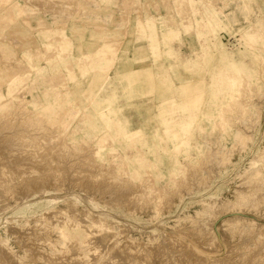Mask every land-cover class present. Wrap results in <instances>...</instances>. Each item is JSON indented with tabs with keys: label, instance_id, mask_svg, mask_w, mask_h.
<instances>
[{
	"label": "rangeland",
	"instance_id": "rangeland-1",
	"mask_svg": "<svg viewBox=\"0 0 264 264\" xmlns=\"http://www.w3.org/2000/svg\"><path fill=\"white\" fill-rule=\"evenodd\" d=\"M17 1L0 0V263L264 264V200L226 205L264 177V0ZM39 121L44 147L14 136Z\"/></svg>",
	"mask_w": 264,
	"mask_h": 264
},
{
	"label": "bare ground",
	"instance_id": "bare-ground-1",
	"mask_svg": "<svg viewBox=\"0 0 264 264\" xmlns=\"http://www.w3.org/2000/svg\"><path fill=\"white\" fill-rule=\"evenodd\" d=\"M25 1H27V3H29V4H34V7L33 8H35L34 9V11H36L38 8H40L42 5V3H44V2H52V3H58L59 2V0H25ZM85 2H92L93 0H84ZM2 3L3 4H6V5H9V6H11L13 9L16 7V8H18V11L19 12H22V13H24L26 10H25V8H26V6H22L21 5V3H19L17 0H2ZM26 3V4H27ZM65 3H67V4H70V3H73V5H79L80 4V2H79V0H66V2ZM8 6V7H9ZM0 8H1V6H0ZM30 10H32V9H30ZM31 12V11H30ZM14 20H16V19H14ZM243 81V80H242ZM238 82H239V80H238V78L237 77H232L231 78V81H230V83H231V85L233 86V87H236L237 85H238ZM241 84V83H240ZM240 92H241V90H240ZM241 95V94H240ZM239 95V96H240ZM232 100H233V102H236L237 103V99H236V97H232ZM239 101V100H238ZM241 103V102H240ZM25 105V104H24ZM24 105H23V107H22V109L23 110H28L26 107H24ZM29 111V110H28ZM261 117V116H260ZM7 121H9V120H7ZM37 122V121H36ZM36 122H34V123H36ZM42 122H44V121H39V123H37V124H34L33 122L31 123L32 124V126H33V129H31V131H24V130H22V132H20L19 130L18 131H16L17 132V134L15 135L14 133V136H16V138L18 139V140H21V138H22V140L20 141V142H22V144L23 145H25V144H27L28 146H30V147H32L33 148V146H34V148H35V146L37 145V144H40V142H38V139H40L41 137H44L45 136V134L44 133H42V130H43V132H44V129H45V127L43 128V124H42ZM19 125H20V123H19ZM47 127V126H46ZM21 130V129H20ZM46 130V129H45ZM27 133L29 134V136L26 138V136H27ZM47 134H49V133H47ZM47 136V135H46ZM45 139V138H44ZM42 140L43 139H40L39 141H41V143H42ZM45 141H46V139H45ZM242 142H243V140H242ZM25 143V144H24ZM22 145V146H23ZM40 145H42L43 146V144H40ZM39 145V146H40ZM44 147V146H43ZM27 148V147H26ZM32 148H31V151H32ZM33 148V149H34ZM42 148V147H41ZM52 149V148H51ZM70 149V148H69ZM28 150V149H27ZM39 150H41V149H39ZM45 150V149H44ZM68 151V150H67ZM70 151V150H69ZM38 152V151H37ZM42 152V151H41ZM58 152V151H57ZM34 153V152H33ZM70 153V152H69ZM46 154V153H45ZM50 155V154H49ZM73 155V154H72ZM28 157V156H27ZM34 157H36V155H34ZM53 157V156H52ZM57 157V156H56ZM55 157V158H56ZM88 157H90V156H88ZM87 157V158H88ZM37 158V157H36ZM86 158V159H87ZM53 159V158H52ZM62 159V158H61ZM65 159V158H64ZM60 161V160H59ZM73 161V160H72ZM61 162V161H60ZM59 162V163H60ZM63 162H65V161H63ZM75 162V161H74ZM49 163V162H48ZM55 163V162H54ZM50 165H51V163H49ZM64 164H66V163H64ZM89 164V163H88ZM22 165V164H21ZM49 165V166H50ZM98 165H100V164H98ZM31 167V166H30ZM45 167H46V165H45ZM32 168V167H31ZM30 168V169H31ZM34 168V167H33ZM51 168V167H50ZM21 169V168H20ZM25 169V168H24ZM37 169V168H36ZM35 169V170H36ZM62 169V168H61ZM258 169V168H257ZM34 170V171H35ZM6 171H8V170H6ZM18 171V170H17ZM20 171V170H19ZM34 171H32V172H34ZM38 171H39V169L37 170V173H38ZM53 171V170H52ZM77 171V170H76ZM40 172V171H39ZM54 172V171H53ZM56 172V171H55ZM60 171H58V173H59ZM85 172V171H84ZM88 172H90V171H88ZM5 173V172H4ZM24 173V172H23ZM30 173V172H29ZM43 173H45V172H43ZM57 173V174H58ZM65 173V172H64ZM80 173V172H79ZM91 173V172H90ZM93 173H95L94 171H93ZM103 173V172H102ZM102 173H98V174H102ZM6 174V173H5ZM39 174V173H38ZM60 174V173H59ZM97 173H96V175H98ZM8 175V174H7ZM11 175V174H10ZM24 175V174H23ZM29 175V174H28ZM55 175H56V173H55ZM91 175H93L92 173H91ZM95 175V174H94ZM104 176H105V174H103ZM109 175V174H108ZM111 175H114L113 173L111 174ZM38 176V175H37ZM57 176V175H56ZM99 176V175H98ZM12 177V176H11ZM41 177V176H40ZM58 177V176H57ZM110 177V176H109ZM112 177V176H111ZM116 177V176H115ZM260 178H258V180H255V181H252V188H250V189H245V191H241V189L240 190H238V192H237V200L235 201H229V202H227L226 203V205H228V207L229 206H234V205H242V204H245V203H249V202H253V201H256V202H260V201H262V200H264V177L263 176H259ZM1 178V177H0ZM7 178V177H6ZM101 178V177H100ZM113 179H114V177H112ZM249 178V177H248ZM95 179V178H94ZM113 179H112V181H113ZM116 179H117V177H116ZM123 179V178H122ZM7 180V179H6ZM252 180V179H251ZM94 181V180H93ZM111 181V180H110ZM109 181V182H110ZM111 181V182H112ZM116 181V180H115ZM130 181V180H129ZM128 181V182H129ZM97 182V181H96ZM16 183V182H15ZM115 183V182H114ZM10 184V183H9ZM20 184V183H19ZM107 187V186H106ZM249 188V187H248ZM109 189V188H108ZM243 190V189H242ZM8 192V191H7ZM11 192V191H10ZM262 199V200H261ZM227 201V200H226ZM213 203V202H212ZM225 203V202H224ZM214 204V203H213ZM259 204H261V203H259ZM219 206V205H218ZM222 206V205H221ZM225 206V205H224ZM212 208H214L215 206H211ZM217 207V206H216ZM220 207V206H219ZM223 208V207H222ZM227 208V207H226ZM234 208V207H233ZM236 209V208H235ZM63 210V209H62ZM212 211L213 210H210L209 212L206 210V211H197L196 213L199 215V216H202V217H205L206 215H208V214H212ZM215 211V210H214ZM213 211V212H214ZM215 213V212H214ZM217 213V212H216ZM189 217V216H188ZM195 217V216H194ZM208 217H210V216H208ZM50 218V217H49ZM191 218V217H190ZM201 218V217H200ZM244 218V217H243ZM45 219V218H44ZM202 219V218H201ZM95 221V220H94ZM92 222L91 221V227L93 226V227H95V228H100V230L101 229H103L102 231H105L104 229H105V227H107V226H105L104 224H103V222L102 221H97V222ZM226 221V220H225ZM228 221V220H227ZM229 222V221H228ZM234 222H238L239 223V225L240 224H244V223H249L250 225H251V229L252 230H258V228H260V227H263V226H260L255 220H253L252 218L251 219H238L237 218V221H233V223ZM64 223V222H63ZM96 223V224H95ZM98 223V224H97ZM227 223V222H226ZM74 224V223H73ZM72 224V225H73ZM232 224V223H231ZM61 225V224H60ZM70 225V224H69ZM75 225V224H74ZM238 225V224H237ZM90 227V228H91ZM240 227V226H239ZM95 228L93 229L94 231H95ZM243 228V227H242ZM246 228V227H245ZM264 228V227H263ZM61 229H62V233H63V231L65 230L64 229V226L63 227H61ZM211 229V228H210ZM250 229V230H251ZM107 231L109 230V228L107 227V229H106ZM244 230V229H243ZM260 230V229H259ZM258 230V231H259ZM90 231V230H89ZM96 231H97V229H96ZM110 231V230H109ZM91 232V231H90ZM61 233V232H60ZM91 233H93V231L91 232ZM90 234H88V232H87V235L86 236H89ZM101 236V235H100ZM97 237H99V235H97ZM111 238V237H110ZM92 239V238H91ZM94 239V238H93ZM112 239V238H111ZM104 241V240H103ZM108 243V242H107ZM106 243V244H107ZM110 243V242H109ZM90 244V243H89ZM101 244V243H100ZM107 247V246H106ZM94 248V247H93ZM95 250H96V248H95ZM1 251H3L2 249H1ZM100 252V251H99ZM1 254H2V252H0ZM4 254H2V256H3ZM6 255V254H5ZM90 255V254H89ZM7 256H8V254H7ZM10 258V257H9ZM1 259H2V257H1ZM1 259H0V261H1ZM7 258H5V259H3V260H6ZM10 260V259H9ZM12 260V259H11ZM10 263H11V261H10ZM1 264V263H0ZM2 264H4V262L2 261ZM5 264H6V262H5ZM7 264H9V263H7Z\"/></svg>",
	"mask_w": 264,
	"mask_h": 264
}]
</instances>
